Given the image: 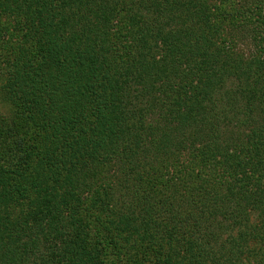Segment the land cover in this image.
Segmentation results:
<instances>
[{
	"label": "trees",
	"instance_id": "1",
	"mask_svg": "<svg viewBox=\"0 0 264 264\" xmlns=\"http://www.w3.org/2000/svg\"><path fill=\"white\" fill-rule=\"evenodd\" d=\"M0 71V264H264V0H0Z\"/></svg>",
	"mask_w": 264,
	"mask_h": 264
},
{
	"label": "rangeland",
	"instance_id": "2",
	"mask_svg": "<svg viewBox=\"0 0 264 264\" xmlns=\"http://www.w3.org/2000/svg\"><path fill=\"white\" fill-rule=\"evenodd\" d=\"M2 78V73L0 71V79ZM1 85V83H0ZM4 103H1L0 102V118L1 117H4V118H7L9 116V111H8V108L5 107V105H3ZM158 111H155L154 112V115L152 114H148L147 116V123H153V125L155 124H161L160 122V118L158 116Z\"/></svg>",
	"mask_w": 264,
	"mask_h": 264
}]
</instances>
